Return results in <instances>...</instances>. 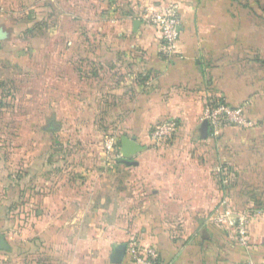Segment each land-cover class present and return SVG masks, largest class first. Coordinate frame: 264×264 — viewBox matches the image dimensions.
<instances>
[{
	"label": "crops",
	"instance_id": "1",
	"mask_svg": "<svg viewBox=\"0 0 264 264\" xmlns=\"http://www.w3.org/2000/svg\"><path fill=\"white\" fill-rule=\"evenodd\" d=\"M24 1L0 0V27L23 4L30 15L43 0ZM54 1L58 44L72 49L43 53L41 69L33 59L29 94L41 96H29L31 107L73 102L75 124L89 113L95 133L76 136L79 147L62 156L73 158L72 165L55 170L48 160L27 170L28 186L40 173L45 189L41 202L26 200L40 205L47 220L38 229L45 238L41 252L53 247L59 260L52 264H113L115 247L136 235L156 247L164 264H246L249 258L264 264V207L255 195H242L264 188V0ZM170 2L179 5L182 20L172 56L161 52L157 33L143 21ZM11 44L10 37L0 41V62L8 66ZM51 93L57 97L50 104ZM211 98L245 107L254 128H229L214 138L203 120ZM171 118L181 125L179 136L170 147L153 148L151 127ZM113 126L142 150L130 158L121 144L104 151ZM223 202L251 216L249 248L234 230L209 221ZM31 231L24 253L32 260ZM9 235L0 231L9 245L0 264H21L13 254L23 253V240ZM121 264L133 263L126 255Z\"/></svg>",
	"mask_w": 264,
	"mask_h": 264
},
{
	"label": "rangeland",
	"instance_id": "2",
	"mask_svg": "<svg viewBox=\"0 0 264 264\" xmlns=\"http://www.w3.org/2000/svg\"><path fill=\"white\" fill-rule=\"evenodd\" d=\"M43 1L42 4L35 6L34 12L30 15L28 8L26 9L23 4L22 7H19L17 17H12L14 21L22 18L18 25L16 26L14 21L5 25V31L9 32L12 41L10 51L13 52L14 58L10 66L5 65L6 63L4 64L3 61L0 62V231L4 235H9L13 231L10 234L13 239L19 238V242L23 240V253L17 251L13 254V258L20 261L21 264H52L59 260L56 258L52 246L44 248L45 253L41 252L45 238L38 235L40 233L38 229L42 228L47 220H44V211L40 205L35 203L27 205L26 200L28 196L30 199L33 197L41 202L45 189L42 188L41 181L38 182L36 178L41 175L38 173L39 171L34 176V187L28 186L31 184V177L28 176L30 179H27V175H30V173L27 174V170L32 166H34V170H40V166L48 160L55 170L59 166L72 165L73 158L66 159L62 156L72 155L71 153L79 147L80 143L76 136L85 135L90 138L95 133V129H92L90 125L92 119H89V113L88 117L83 119L82 125L75 124L79 123L80 117L78 109L73 108V102L51 104L57 97V93L49 95L51 104L49 107H44V109H32L31 107L29 96L37 94L41 96V91L38 93L32 91V94H29L32 87L29 74L33 68L36 69L32 65L33 59L36 57V61L39 62L37 68L41 69L40 60L43 53L57 52L59 48L64 47H67L68 50L72 49V46H59L58 44L56 1ZM21 2L25 3L24 0ZM45 2L53 8L45 10L42 7ZM70 63V68H73V61L71 60ZM70 95L71 98L74 96L73 93ZM74 111L77 112L78 118ZM86 111L89 112V110ZM155 126L156 124L151 127L150 134ZM98 127L106 129L103 124H99ZM113 127L114 130L106 138L104 151L115 150L120 146L122 137L125 136L123 132H120L119 126ZM180 131L181 125L177 137ZM111 140H114L113 146L110 145L108 148V143ZM174 142L157 147L151 141V146L155 149H165ZM84 144L85 146L82 144L84 148H89L91 142ZM116 161L118 160L116 159ZM227 206H229V210L237 212L228 203ZM217 211L215 210L211 214L209 221ZM27 230H32L28 240H31L37 248L32 260L24 253V239L27 236ZM14 232H17V237ZM132 240L142 242V239L136 235L128 241V244ZM7 263L10 264L9 259H7Z\"/></svg>",
	"mask_w": 264,
	"mask_h": 264
},
{
	"label": "built area",
	"instance_id": "3",
	"mask_svg": "<svg viewBox=\"0 0 264 264\" xmlns=\"http://www.w3.org/2000/svg\"><path fill=\"white\" fill-rule=\"evenodd\" d=\"M178 4L168 3L159 10L148 11L144 15L145 24L153 28L160 42V50L163 54L172 56L178 53L177 43L182 31V20ZM203 120L208 122L212 129V136L217 138L222 130L228 126L248 128L252 127L244 115L242 109L232 108L217 98H211L205 105ZM180 130L177 119H165L156 124L151 131L152 144L163 147L172 143ZM113 141L108 143L113 146ZM226 183V181H225ZM227 203L223 202L220 209L210 221L217 226L230 227L235 231L236 240L245 248L250 247L249 228L252 221L250 215L240 214L228 209ZM127 256L133 264H164L155 246L144 244L138 240H132L127 245ZM246 264H257L249 258Z\"/></svg>",
	"mask_w": 264,
	"mask_h": 264
},
{
	"label": "water",
	"instance_id": "4",
	"mask_svg": "<svg viewBox=\"0 0 264 264\" xmlns=\"http://www.w3.org/2000/svg\"><path fill=\"white\" fill-rule=\"evenodd\" d=\"M140 22H136V26H138ZM10 37L9 32L5 31L3 27H0V41L6 40ZM142 150L141 146L137 143L135 138H128L123 136L121 139V151L122 155L125 158H130L136 155L138 152ZM9 245L5 239V237H0V251L8 250ZM127 255V244H122L115 247V250L111 256V262L113 264H121L125 260Z\"/></svg>",
	"mask_w": 264,
	"mask_h": 264
},
{
	"label": "trees",
	"instance_id": "5",
	"mask_svg": "<svg viewBox=\"0 0 264 264\" xmlns=\"http://www.w3.org/2000/svg\"><path fill=\"white\" fill-rule=\"evenodd\" d=\"M228 105V104H227ZM230 106V105H229ZM233 108V107H232ZM237 109H242L243 110V112H244V115H245V117L247 118L248 116H247V110H246V108L245 107H241V108H237ZM248 119V118H247ZM229 128H234V129H238V130H250V129H253L254 127H248V128H243V127H237V126H228V127H226V128H224L223 130H222V132L220 133V135H222V133L224 132V131H226L227 129H229ZM219 135V136H220ZM218 136V137H219ZM217 137V138H218ZM230 187L231 186H228V187H226L225 188V190L228 192V193H230ZM242 195H249V196H251V195H255V197L257 198V202H261V203H259V204H257V206L259 207V208H261V207H264V188L263 187H261V188H259V189H255V190H252V194H250V193H248V194H242ZM263 203V204H262ZM238 209V208H237Z\"/></svg>",
	"mask_w": 264,
	"mask_h": 264
}]
</instances>
